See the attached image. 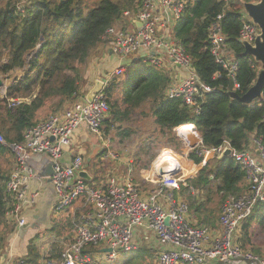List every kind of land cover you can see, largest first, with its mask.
Segmentation results:
<instances>
[{"label": "trees", "instance_id": "1", "mask_svg": "<svg viewBox=\"0 0 264 264\" xmlns=\"http://www.w3.org/2000/svg\"><path fill=\"white\" fill-rule=\"evenodd\" d=\"M254 0H185L181 17L175 22L173 38L179 41L202 83L211 88L199 101L198 114L192 113L180 99H168L164 92L170 81L167 68L159 69L141 58L128 64L120 75L106 76L102 89L108 113L100 130L108 134L115 128L117 135L128 136L130 122L137 109L147 107L148 114L158 127L161 145L177 147L179 139L174 128L194 123L205 148L227 141L237 150L249 149L252 138L264 141L263 108L256 102L243 104L227 95L233 83L209 53V27L218 22L228 50L234 55L238 70L236 93L244 94L258 72V63L251 67L249 57L241 55L239 30L246 17L244 2ZM142 0H31L24 13L16 11V0H0V74L14 73L6 85V97L0 98V134L7 143L23 140L26 128L39 122V113L53 114L71 107L84 95L86 69L98 47L107 44L106 30L118 25L127 27L123 12L140 9ZM219 16V18H218ZM216 73L220 75L215 76ZM138 74V76L136 75ZM106 79V78H105ZM260 101L264 103V89ZM20 100L13 108L8 100ZM100 154V153H99ZM189 158L201 161L194 151ZM0 254L15 232V225L7 221L5 182L13 165L11 151L0 144ZM149 166V162L146 167ZM98 173H92L94 185ZM196 193L181 187L182 199L188 205V219L192 225L214 226L218 210L207 209L213 195L225 200L248 190L244 172L231 157H215L199 167L188 180ZM220 215V212H219ZM264 202L257 203L252 213L238 227L235 242L243 250H250L264 258ZM62 248L52 245L49 256H43L30 239L25 253L13 258L12 264H48L61 259ZM131 254V255H129ZM129 255V256H128ZM122 264H139L146 257L153 258L149 249L138 246L121 251Z\"/></svg>", "mask_w": 264, "mask_h": 264}, {"label": "built area", "instance_id": "2", "mask_svg": "<svg viewBox=\"0 0 264 264\" xmlns=\"http://www.w3.org/2000/svg\"><path fill=\"white\" fill-rule=\"evenodd\" d=\"M30 3L31 0H16V11L23 14ZM184 7L185 0H142L140 9L123 12L126 28L113 25L106 30L105 46L115 56L130 58L129 65L141 58L142 62L159 69L167 68L170 81L165 97L180 99L192 113L198 114L199 101L211 88L200 81L183 45L173 38L174 24ZM257 32L258 27L246 15L238 40L253 43ZM209 53L233 83L232 91H236L239 88L236 82L238 65L227 48L218 22L209 27ZM254 62L249 57L251 67H255ZM125 67L120 64L107 76L120 75ZM218 75L220 73L215 74ZM106 82L107 77L103 80L104 85ZM6 88L5 85L0 86V98L6 97ZM7 103L9 108H13L20 100L11 99ZM256 105L263 108L264 118L263 101H256ZM107 113L108 104L100 90L91 102L82 97L71 107L50 114L26 128L22 142L7 143L0 134V144L8 147L14 157L5 182L7 208L4 216L16 230L25 225L24 211L36 204L40 195L39 188L31 189L32 181L40 183L43 178L37 175L31 158H39L40 161L46 157L53 162L49 180L57 209L69 207L78 199L83 200V207H90L79 214L72 240L63 247L61 259L48 264H122L120 252L138 248L135 241L137 229H144L148 234L147 240L157 244V264H206L213 261L221 264H264V258L241 249L235 242L238 227L250 216L257 203L264 202L262 138H252L249 149L237 150L227 141L205 148L194 123L180 125L174 128V132L185 144L184 155L178 156L171 149L162 147L150 169L141 175L154 186L144 195L133 179L129 164L122 176L111 174L103 183L89 185L79 175L84 169L80 154L73 155L67 164L61 161L65 148L71 144L75 131L81 125L85 124L90 132L103 135L100 127ZM184 126H190L189 130L182 129ZM103 143L108 149L105 157L118 159L116 152L109 149L107 136ZM225 145L230 147L229 157L243 170L248 190L241 195H230L222 202L220 233L211 235L206 225L191 224L188 205L179 194L181 187L196 193L188 180L196 175L199 167L218 157ZM191 150L201 157L198 164L187 159ZM43 256L48 257L49 253ZM12 260L8 249L0 254V264H12Z\"/></svg>", "mask_w": 264, "mask_h": 264}, {"label": "crops", "instance_id": "3", "mask_svg": "<svg viewBox=\"0 0 264 264\" xmlns=\"http://www.w3.org/2000/svg\"><path fill=\"white\" fill-rule=\"evenodd\" d=\"M99 51L100 52L96 56H93L91 58L87 66L86 74H85L86 85L84 88V95H82L81 97L85 98V95L91 89V87L93 86L96 80L103 81L107 76V72H111L113 68H115L120 64L128 65L131 62L129 58L121 59L122 58L121 57L120 59L119 58L116 59V57H114L113 54L109 52L107 46L101 47ZM114 61H115L114 67L111 68V70H108L106 65L111 63L113 64ZM44 115L43 112L39 113V121H42L46 118V117L43 118ZM89 132L90 131L88 130L85 124L81 125L75 131V134L72 137L71 144L65 148L62 154L61 157L62 163L67 164L73 155L80 154L83 161V168H84L83 170H85L90 175V177L92 176V173L96 172L98 166L101 165L103 167L104 166L103 164H107L108 175L111 173L119 177L122 176L128 169V165L126 164L124 159H122V157L120 156H118V159L106 158L105 153L108 151V149L106 150L105 148L103 149V151L100 150L99 148L97 149V146L94 143L90 142L87 138ZM98 158L100 159L99 163L97 162ZM103 159L105 161H102ZM31 161L34 167H36V169L40 167L41 160L39 161V158H31ZM140 175H141V171H140ZM98 184L99 182L97 181L94 185H98ZM38 188L40 190L38 201L32 207L24 211V216L26 219V223L24 225L26 227L24 229V232L20 235L18 233L19 229L17 230L15 229V232L12 234L10 238L12 239L11 243L7 244L6 249L9 250V252L12 255V258L24 254L29 240L34 239L35 237L37 238L40 237L42 239L49 238L48 240L49 241L53 240L54 243H56L59 238L65 237V238H69L67 239L68 241L66 240L67 243H65V245L68 244L72 240L73 234L75 232V225L78 222L79 214L90 208L89 206L83 207V200L78 199L71 206L64 208L65 209L64 214L62 215H59L58 213L54 214L52 211L53 208L56 209V205H54L53 188L49 180V177H43L40 183L36 181H32L31 189H38ZM179 195L180 197H182L181 194ZM44 214L48 219V223L42 221L43 218L42 216ZM50 214H52V216H50ZM219 216L220 215L218 214V218H216V222L214 226L206 225L209 228L211 235L220 233ZM51 223L55 224L56 231L55 230H51V231L54 233V236L56 235V237L55 238L54 236L48 237V235L46 234L38 236V234H40L38 230L40 225L43 224V228L49 229ZM64 225H67L68 228L70 227L72 234L68 232L70 229L67 231V228ZM147 236L148 234L144 231V229L136 230L135 241L138 244V246L142 245L143 242H146L147 244L146 246L150 248L149 250H155L152 248H158L157 244H155L153 240L150 241L147 240L148 239ZM35 242L36 241H33V244H36ZM65 245H63V247ZM155 262L157 263L156 257H155ZM206 264H221V263H216L213 261Z\"/></svg>", "mask_w": 264, "mask_h": 264}, {"label": "rangeland", "instance_id": "4", "mask_svg": "<svg viewBox=\"0 0 264 264\" xmlns=\"http://www.w3.org/2000/svg\"><path fill=\"white\" fill-rule=\"evenodd\" d=\"M100 48H101V46L98 47L95 51H93L94 53L92 54V57L96 56L100 52L99 51ZM113 56L116 57V59L121 58V57H118L115 55H113ZM121 59H124V58H121ZM114 65H115V61L113 62V64L112 63L107 64L106 66H107L108 70H111V68H113ZM258 69H260V68L258 67ZM107 73H110V72H107ZM136 75L138 76V74H136ZM13 76H14V73H9L8 75H5L3 77L0 74V80H2V79L5 80V84L7 85V83H9L13 79ZM145 111H147V107H144L143 109H137L135 111V113L133 114V116L131 117V120L133 121L132 123L123 122V127H127V128L131 129L130 130L131 132L128 136H124V137L122 136L121 137V136H119V134L117 135L115 128H113L112 130H110V132L108 134H105V135L103 134L102 136L100 134H95L93 132H89L87 138L90 142L94 143L97 146V149L99 148L102 151H103V149H105V147H104L105 145H104L103 141H106V136H107V138H110L111 143H108L109 149L115 151L118 156L122 157V159H124V161L126 162L127 165L129 164L132 166V173H133L132 176H133L134 181L136 180V182L138 183V186L141 190V193L144 195H147L148 192H151L153 190L154 186L152 184L148 183L147 181H145L141 175L144 171L146 172L150 169V166H151L152 162L154 161V159L156 158L159 150L162 147H167V148L171 149L176 155L183 156L185 153L186 147H185V144L182 141V139L180 137H178L177 135L176 136L180 140L179 141L180 143H179V145H177V147H172V146L170 147V146L163 144V143L161 145V141H163L164 138L163 137L162 138L156 137V136H159L158 132H157L158 127L153 122V119L148 114H146ZM50 114L44 115V113H43V115H44L43 118L47 117ZM189 152L190 151H188V154H189ZM12 157H13V155H12ZM99 158L97 159L98 163L100 161ZM187 159L191 160L189 157H187ZM13 161H14V157H13ZM102 161H105V160L103 159ZM0 162L2 163V159H0ZM148 162H149V166L146 167V164ZM103 165H104L103 167L101 165L98 166V168L96 170V172L98 173V182L99 183H103L107 179L105 177H108L109 175H111V173L108 175L107 164H103ZM140 171H141V175H140ZM222 202H223V200L219 199V195H213L211 197V202L207 204V209H211V210H215V211L218 210L216 212V214H219L220 206H221ZM54 205H55V203H54ZM52 212L54 214L58 213L59 215H62V214H64L65 209L64 208L57 209V207H56V209L53 208ZM50 216H52V214H50ZM42 217H43L42 221L45 223H48V219H47L46 215L44 214ZM64 226H66L67 231L70 229V227L68 228L67 225H64ZM42 228H43V224H41L39 229H38L40 232V234H38V236L43 235V234L48 235V237L54 236V233L51 230L56 231L55 224L51 223V226H50L51 229L50 228L49 229H45V228L42 229ZM68 232L72 234L71 229ZM55 237H56V235L54 236V238ZM263 237H264L263 235H260L257 237V240L259 243L261 242L260 240H262ZM48 239L49 238L42 239L40 237L39 238L35 237L33 239V241H36L35 245L38 247V249L42 252L43 255L46 253H49V251H50V249L54 243L53 240H51L52 241L51 242ZM67 239H69V238H65V237L59 238L57 240V242L54 244L57 247L62 248L63 245H65V243H67V241H68ZM11 240L12 239H9L8 244L11 243ZM146 245H147L146 242H143L141 246L145 247L146 249H150ZM152 249H156V250H149L151 255L153 256V258L150 259L149 257H146L145 260H140V262H138L139 264H157L155 262V257H157V248H152ZM129 255H131V254H129ZM123 260L124 259L122 258L121 262H123Z\"/></svg>", "mask_w": 264, "mask_h": 264}, {"label": "water", "instance_id": "5", "mask_svg": "<svg viewBox=\"0 0 264 264\" xmlns=\"http://www.w3.org/2000/svg\"><path fill=\"white\" fill-rule=\"evenodd\" d=\"M243 9L247 17L258 27V32L255 35L253 43H249L244 40H239L243 47L241 53L244 57H251L256 63L259 64V70L256 74V78L250 88L242 95H239L235 91H228L232 99H235L243 104L250 105L261 99L262 90L264 89V0H255L243 3ZM2 81L0 80V86ZM104 83L102 80H96L91 89L85 95V100L91 102L94 94L102 90ZM230 147L224 146L223 151L218 158H224L230 156ZM53 162L48 158L44 157L41 159V165L37 169V175L41 177H49L53 173L52 169ZM79 175L86 181H90V175L85 171L81 170ZM26 226L19 229V234L24 232ZM109 251L110 249H104ZM240 264H245L242 262Z\"/></svg>", "mask_w": 264, "mask_h": 264}, {"label": "bare ground", "instance_id": "6", "mask_svg": "<svg viewBox=\"0 0 264 264\" xmlns=\"http://www.w3.org/2000/svg\"><path fill=\"white\" fill-rule=\"evenodd\" d=\"M189 128H190V126H184L182 129H184V130L188 131V130H189Z\"/></svg>", "mask_w": 264, "mask_h": 264}]
</instances>
